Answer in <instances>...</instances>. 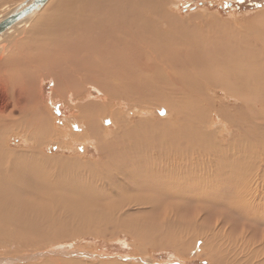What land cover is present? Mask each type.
Returning a JSON list of instances; mask_svg holds the SVG:
<instances>
[{
  "label": "bare ground",
  "instance_id": "bare-ground-1",
  "mask_svg": "<svg viewBox=\"0 0 264 264\" xmlns=\"http://www.w3.org/2000/svg\"><path fill=\"white\" fill-rule=\"evenodd\" d=\"M173 4L174 6L176 5L174 0H48L35 14L24 19L0 36V56L6 54L5 59H3L4 57L0 59V70L5 63H8L5 62L7 58H12L14 55L18 58L26 56L27 58L25 59L28 60L36 58L35 60H39L43 63V66L47 67L49 65L47 67L49 69L46 70L43 76L53 78L54 93L60 95L66 92L71 94L69 95L70 98L71 96L76 98L80 104L78 111L84 114L83 120L86 123L83 134L94 140L101 154L99 164L96 166L92 164L93 167L91 169L89 165L76 161V159L74 161L53 163L50 157L40 152L36 153L37 150H40L42 141L52 134L51 120H49V113L45 109L42 110L41 107H38L35 97L30 99L32 95L27 96V104L32 108L30 115L24 119H15L14 124L10 126L11 129H18L17 135L20 138L22 137L21 144L23 146L16 144L12 147L14 143H10L5 136L4 138L0 136V248L3 250L7 249L5 253H11V249L14 250L16 247L18 255L13 254L16 256V262L17 260L24 261L28 258H35L33 255L26 256L21 254L23 249V251L31 248L38 250L45 248L42 247L44 243H47L46 247H48L52 243L56 244L58 243L57 241L67 238L68 236L66 235H68L70 230L67 229V226H63L62 219H66L65 221L69 219L77 224L90 220L87 218L90 215L94 218L93 212L81 211V207L75 204L76 201L66 200L67 198L56 194L55 190H67L68 195L72 190H82L83 187H91L92 190L94 189L97 192L103 189H106V192L109 190V196L102 195L101 199L106 200L107 203L105 202L104 206L108 204L106 208H109V211L117 216V221H119L122 218H130L134 214L148 217L154 215L155 212L156 214L159 212L160 207H157L159 204L157 206L154 203L153 205L150 204L151 199L147 203L145 202L146 200L136 199V202L132 198L137 188H143L148 191L153 189L155 191L161 185L166 187L170 184L171 187L169 189L172 190V188H179L180 185L187 182L188 177L184 175L187 174L185 173V154L190 148L187 150L186 144L184 145L181 141L183 139L180 140L182 144H180V151L175 150L179 152L178 155L182 160L181 164L175 162V159L173 161L170 157H164L159 165L160 171L163 170L162 172L164 173L160 174L159 172L153 173L154 167L150 162L152 158L133 156L132 159H127V157H121L119 154L109 152L116 143L110 140L104 141L107 129L102 125L104 117L101 119L100 117L103 114L112 113L110 115L111 119H114L115 122L119 121L120 119L117 120L119 117L118 113L115 110L110 112V106L116 105L115 102L119 103L118 106H128L129 102H132L130 104L136 110L138 109L137 107L140 109L150 107V102L153 101L155 102L154 107H164L170 121H188L185 128L192 127L194 132H197L194 133V137L198 138L203 144L202 146L199 144V146L207 150L213 149L216 152L223 151L225 147L222 148L223 145L220 140H217V142L211 141L214 135L208 132L207 127L205 128L204 117H206V109L210 110L211 102L209 99L207 101L204 100V102L201 98H195V96L203 95L206 89L217 88L221 91L223 90L229 97H234L235 106L237 107L239 104L237 107L238 111H243L244 109L248 110L246 98L238 97L237 99L236 96L240 94L241 97H244L246 94L252 93L251 86L255 85L254 94L263 97L262 100H255L262 108L259 110L256 108V111L264 112V9L256 16L254 15L255 17L252 20L246 21L244 24L239 26L227 25V28L230 29L227 33L221 29L222 27H219V30L223 31L222 33H216L214 30L213 32L210 31V33H203L196 27L195 30L192 27L189 28L190 25L188 23L184 24L179 17L177 18L176 15L172 14L170 6ZM11 12L5 14L0 20ZM194 18L188 19V22L199 24V21ZM26 25L28 26L27 30L22 31V35H24L22 40L27 43L24 50L17 49L18 45L13 46L14 44L12 45L11 42L7 45L4 44V38L8 34L17 28H25ZM192 25L194 24L192 23ZM28 44L33 45L30 46ZM25 59L23 60L25 61ZM49 70L50 73H47ZM187 90L189 91L187 92ZM93 91L100 96L101 99H98L99 103L82 100L83 97L89 99ZM80 95L83 96L81 99ZM121 96L122 99L118 98ZM251 99L253 98L251 97ZM106 108L108 109L104 112ZM158 112L161 111L158 109ZM158 112L155 114L157 117L159 116L158 118H161L160 115L162 113L159 114ZM1 113L7 114L8 112L5 108V111L0 109ZM220 115L223 117H221L222 119H226L224 113ZM261 117L264 119L263 115ZM231 118L234 117L231 116ZM163 123L159 124L163 126ZM197 124H203L205 129H201ZM119 125L116 124L118 128ZM124 126V124L121 125L122 128ZM234 127H236L235 124ZM10 128L8 127V129ZM261 129L256 127V131L253 133L246 129L247 132L244 131L246 143L249 138L250 143L253 141H262L264 143V138H262L264 137V132L263 136H258ZM197 130H200V132ZM7 131L4 130L3 134L6 135ZM26 143H29V145H26ZM250 151L252 152V150ZM236 152H238V149ZM260 152L264 155V151ZM172 156L175 157L173 154ZM263 161L262 165H264ZM210 162H213V160H210ZM239 163L241 164V162ZM32 165L49 167L53 173L47 177H42L44 180H41L40 176L34 177L29 174L27 169H23ZM248 165L246 164L243 168L247 169ZM177 166L178 168L181 167V169L179 172L176 171L174 173L173 170ZM56 168H60L58 171L62 173H58ZM194 168H197V166L194 165ZM145 169H148V171H145ZM93 171H96V175ZM204 173L206 174V172ZM247 176L244 184L250 185V187L254 185V188L253 190L250 187L249 189L245 188V190H242V196L249 199L245 201L246 204L250 202L252 204L258 203V205L263 206L259 207L264 210V204H261L263 194L259 193V190L264 193V187H261L264 186V169H262V176L260 174L253 175L250 172L247 173ZM232 177L235 178L234 176ZM175 180L179 186L174 184ZM232 182L233 180L230 181V184ZM194 184L190 190L194 189ZM114 185L116 186L115 190L112 188ZM119 189L123 191H120V193H125L127 196L120 194ZM25 194L29 195L32 201L26 200L24 198ZM210 194L220 198V195L217 196L216 192L215 194L210 192ZM88 195L90 194L85 196ZM172 195L174 196V193ZM109 198L114 199L115 204L110 205ZM199 202L210 204V201L206 198L200 199ZM234 204L236 205V203ZM110 206L112 207L110 208ZM166 214H168L167 207H164L163 217H160L161 214L157 215V218L160 217L158 219L160 227L170 229L174 225L179 224L180 214H178V217H170V215L167 217ZM201 215L199 217L202 222H205V217L206 220L209 219L206 213ZM220 217L214 218L212 228L210 226L205 227V224L198 227L201 229H197L199 234L196 236H203L209 241L211 238L214 240L213 236H225V234L221 233L223 230V221L221 219H224L225 216ZM181 219L183 220V218ZM133 224L136 225V221ZM183 224L181 227H183ZM119 225L129 235L131 234L135 237L147 234L146 230L139 231L138 228H134L131 225ZM59 248L61 250L63 247L58 246L55 249ZM65 252L68 253V250ZM50 253L52 254V252ZM80 254L83 253L76 251L72 255L79 257ZM39 255H36V257H40ZM68 255L70 256V254ZM13 263L15 264L13 259L8 261V259L0 258V264ZM82 263L74 260L68 261V259H50L43 261L41 264Z\"/></svg>",
  "mask_w": 264,
  "mask_h": 264
},
{
  "label": "rangeland",
  "instance_id": "rangeland-1",
  "mask_svg": "<svg viewBox=\"0 0 264 264\" xmlns=\"http://www.w3.org/2000/svg\"><path fill=\"white\" fill-rule=\"evenodd\" d=\"M23 1L24 0H0V18H2L5 14L13 11L15 6ZM174 1L176 5L174 6L173 4L170 6L171 13L176 15L177 18L179 17L180 21H182L184 24L188 23L190 25L189 28L192 27L195 30L196 27L198 30L203 31V33H210V31L213 32V30L216 33H222L223 31L227 33V31L230 30L227 28V25L239 26L241 24H244V22L252 20L258 13H260L264 9V0ZM190 18L197 19L199 21V24L201 25L194 22H188V19ZM192 23L194 25H192ZM27 24L29 25V23ZM219 27H222L221 29H223V31H220ZM26 28H28L27 25L25 28L21 27L13 30L4 38V44L7 45L9 42H11L12 45L14 44L13 46L18 45L17 49L24 50V47L27 45V43H24V41L22 40L24 39L22 31H26ZM28 45L32 46L33 44ZM41 45L43 44L41 43ZM1 58L5 59L6 54H4L3 56L1 55L0 59ZM25 58L27 57L25 56L22 58H18L15 55L12 58L8 57L5 61L8 63H5V65H3L2 69L0 70V109L5 111L6 108L8 112L7 114H0V136H2L3 138L5 136L6 139L10 141V143H14L12 144V147L16 144L22 143V137L20 138V136L17 135L18 129H11L10 126L11 124H14L15 119H24L30 115L32 108L29 104H27V96L32 95L30 99L35 97L36 101L38 102V107H41L42 110L45 109V111L49 113V120H51L52 127V134L42 141V143L40 144V150H37L36 153L40 152L50 157L53 163L59 161H74L76 159V161L86 163L90 166L89 168L92 169L93 165L96 166L97 164H99L101 154L99 153L98 146L95 144L94 140L86 137L87 135L85 136L83 134L86 123L84 122L85 120H83L84 114H82L81 111H78V106L80 104L77 102L74 96H71V98L69 97V95H71L70 93L63 92L60 95H58V93H54L55 88L52 82L53 78L51 79L43 76L45 75L46 70L49 69L47 68L49 65L47 67L43 66V63H41L39 60H35L36 58L33 60H28ZM23 59H25V61ZM47 73H50V70L47 71ZM254 86L255 85L251 86L252 93L246 94L244 97H241L240 94L236 96L237 99L238 97L242 99L246 98L245 100L247 101L248 110L250 109L249 111L246 109H244L243 111H238L237 107L239 106V104L237 105V107L235 106V98L229 97L223 90L221 91L217 88H213L214 90L212 88V90L206 89L204 92L205 95L200 94V96H195V98H201L203 101H207V99H209L211 102L210 110H208V108L206 109V117H204V122L206 125L205 128L207 127L208 132L214 135L213 138H211V141L217 142V140H220L221 144L223 145L222 148L225 147V149L220 152H216L213 149L207 150L201 148L200 146H202L203 144L198 140V138L194 137V133L197 132H194L192 127L185 128L188 124V121H170L168 119V115L164 110V107H154L155 102L153 101L150 102V107L141 109L137 107L138 109L136 110H134L135 108L130 104L132 102H129L128 106H118L119 103L115 102L116 105H113V107L115 106L114 108L110 106V112L115 110L116 113H118L119 117L117 116V120L120 119L119 121H116L118 123H116L114 119H111L110 115L112 113L104 115L103 113L107 111L108 108L104 109V112L102 113L104 116L102 115L100 117L99 115L100 119L104 117V122H102V125L107 129L104 141L110 140L111 142L115 141L116 143V145L112 149H110L109 152L119 154L121 157H127V159H132L133 156L152 158L150 160L151 164L154 167L152 171L153 173L159 172L160 174L164 173L162 172L163 170L160 171L159 169V165L162 163V159L164 157H170L173 161L176 160L175 162L181 164V157L178 155L179 152L176 151H180V146L182 145L180 142L182 141L184 145L186 144L185 146L187 147V150L190 148L188 151L186 150V159L184 158L186 162L185 173L188 174L184 175H186L189 180L187 179L186 183L180 185L179 188H172V190L169 189L171 187L170 184L166 187H163V185H161L160 188L155 189V191L153 189L148 191L143 188H137L136 192L139 195L135 192V195H132V198H134L136 202L137 200H146L145 202L147 203L151 199V201L149 202L150 204L153 205L154 203L156 206L159 204L157 206L158 208L160 207L159 212L157 214L155 212L154 215L148 217L134 214L130 216V218H122L119 221H117V216L109 211V208H106L108 204L104 206L106 200L104 201V199H101L102 195L109 196V190L107 192L106 189L98 190L99 192H101L99 193L97 191H94V189L92 190L91 187H83L82 190H72L69 195L66 192L67 190H55L56 194L67 198L66 200L76 201L75 204H78L81 207V211L93 212L94 218H92V216L90 215L91 218L87 217L90 220L77 224L76 222L74 223L69 219H67L68 222L65 221L66 219H62L61 222H63V226H67V229L70 230L68 231V235H66L68 236L67 238L57 241L58 243L56 244L52 243L48 247H46L48 244L44 243L42 247L45 248H41L38 250L31 248L26 249V251H23L24 249L21 251V254H25L26 256L33 255L35 258H28L29 260L25 259L24 261L17 260L16 262V256L13 255H18V249L16 247L14 250L11 249V253H5L7 249L3 250L2 248H0V258L5 260L8 259V261H11L13 259L15 261V264H41L43 263V261L45 262L50 259H68V261L74 260L78 263L83 262L82 264H264V210L263 208L259 207L261 205H258V203L252 204L250 202L249 204H246L245 201H248L249 199L242 196V190H245V188L249 189L250 187V185L244 184L246 178L248 177L247 173L250 172V174H260L262 176V169H264V165H262L264 155L260 152L264 151V143L262 141H253L250 143L249 138L247 143L248 146H250L248 148L246 143L247 140L244 134V131H246V129L250 130V132L252 133L255 132L256 127L262 128L258 136H263L264 132V124H262L264 122V119H262L261 117L262 115L264 116V112L256 111V108L257 110L262 108L255 102V100H262L263 97L261 95L254 94L256 90ZM188 91L189 90H187V92ZM123 96L125 97V95ZM82 97L83 96L80 95V99ZM251 97L253 99H251ZM118 98L122 99V96ZM98 99L101 98L98 94L95 93V91H93L89 99L86 97L82 98V100L93 103H99ZM25 104L27 105L25 106ZM23 108L26 110H24ZM158 109L161 112H158ZM157 112L159 114L162 113L160 115L161 118H158L159 116H156L155 113ZM221 113L225 114L227 121L226 119H222L223 117L220 115ZM231 116L234 118H231ZM228 118L232 120H229ZM161 122H164L163 126L159 124ZM115 123L120 124L119 128ZM122 124L125 125L124 128L121 127ZM234 124L236 125V127H234ZM198 126H200L201 129H205L203 124H199ZM8 127L10 129H8ZM4 130H8L6 135L3 134ZM197 131L200 132V130ZM183 135L186 136L184 137ZM181 139H183L184 141ZM27 144L29 145V143H26V145ZM19 146H23V144ZM237 149L238 152H236ZM249 149L252 150V152ZM169 152L175 155V157L172 156V154ZM187 154L189 155V158ZM209 159L213 160V162H210ZM247 160H249L250 162ZM239 162H241V164ZM203 164L206 165L204 166ZM246 164L250 165V167L248 165L247 169L249 168L251 171L249 169L247 170L243 168L246 166ZM194 165H196L197 168H194ZM32 166H28L23 169H27L29 171V174L34 177L40 176L41 180H44L42 179V177H47L49 174L53 173L49 169V167H45L43 165ZM213 166L215 169L212 168ZM223 168L226 170H224ZM56 169L58 173H62L58 171L60 168ZM180 169L181 167L178 168L177 166L176 169L173 170V172H179ZM145 171H148V169H145ZM201 172H206V174H203ZM93 173H95L96 175V171H93ZM197 175H199V178L197 177ZM192 176L194 177L192 178ZM230 176H234L235 178H231ZM190 177L192 178V180ZM218 177L221 178L219 179ZM231 180H233L232 184H230ZM174 184L179 186V184L176 183V180ZM193 184L194 189L190 190L193 188ZM253 186L254 185H252L250 189L253 190ZM112 188L115 190L116 186L114 185ZM120 191L121 190L119 189V193ZM210 192H212L213 194H215L216 192V195H220V198H216L215 196L211 195ZM173 193L174 196L172 195ZM259 193L263 194L261 204H264V193L260 192V190ZM86 194H90L88 195L89 197L85 196ZM120 194L127 196L125 193ZM137 196L141 197L138 198ZM24 198L28 201H32L30 196L27 194H25ZM92 198L96 200H93ZM203 198L209 200L210 204L208 205L200 203L199 200ZM102 200L103 202H101ZM165 200L167 201L165 202ZM108 201L110 205L115 204V200L112 198H109ZM234 203H236V205ZM111 207L112 206H110V208ZM164 207H167V217H169V215L170 217H178V214H180V219H177L181 222L177 224L179 226L174 225L170 229L159 226L158 219L160 217H163L162 213ZM202 213H206V215L209 216L208 220L205 219L206 217L204 218L205 222H202V219H200L199 217L202 216ZM158 214H161L159 218H157ZM220 214H222L221 217ZM217 216L220 218H222V216H225L224 219H221L223 221V223H221L223 224L224 230H222L221 233L225 234V236H213L214 240L211 238L210 241L205 237L203 238V236L197 237L196 235L199 234L197 229H201L198 227H201L205 224V227L210 226L212 228L214 224L213 221L215 220L214 218H217ZM140 217H144L145 220H143L144 218ZM181 218H183V220ZM134 221H136L137 226L133 224ZM119 224H122L124 226L126 224L131 225L134 228H138L139 231L146 230L147 234L145 236L138 237L130 234V236L129 233H127ZM182 224L183 227H181ZM192 232L194 233L192 234ZM58 246L63 247L64 249L62 248L60 250L59 248L57 249V251L55 248H57ZM208 246L210 247L208 248ZM67 250L68 253L65 252ZM76 251L83 254H80L79 257H74V255L72 254ZM50 252H52V254ZM68 254H70V256ZM36 255H39L40 257H36Z\"/></svg>",
  "mask_w": 264,
  "mask_h": 264
},
{
  "label": "water",
  "instance_id": "water-1",
  "mask_svg": "<svg viewBox=\"0 0 264 264\" xmlns=\"http://www.w3.org/2000/svg\"><path fill=\"white\" fill-rule=\"evenodd\" d=\"M47 1L48 0H24L21 2V4L16 6L8 16L0 20V36L24 19L35 14Z\"/></svg>",
  "mask_w": 264,
  "mask_h": 264
}]
</instances>
